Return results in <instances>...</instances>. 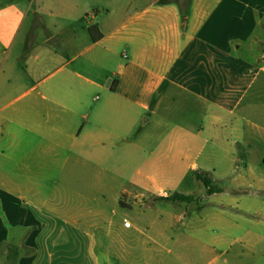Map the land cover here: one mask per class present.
<instances>
[{"label": "crops", "instance_id": "crops-1", "mask_svg": "<svg viewBox=\"0 0 264 264\" xmlns=\"http://www.w3.org/2000/svg\"><path fill=\"white\" fill-rule=\"evenodd\" d=\"M194 171L222 192L156 208ZM123 199L149 217L126 228ZM10 244L12 264H215L225 244L264 264V0H0Z\"/></svg>", "mask_w": 264, "mask_h": 264}, {"label": "rangeland", "instance_id": "rangeland-1", "mask_svg": "<svg viewBox=\"0 0 264 264\" xmlns=\"http://www.w3.org/2000/svg\"><path fill=\"white\" fill-rule=\"evenodd\" d=\"M200 173H202V174H204V175H207L210 179H211V182H212V185H213V187H223L224 185H223V183L221 182V181H214V178H213V175H211V174H206V173H204V172H200ZM198 181L195 179V177H194V174H193V177L192 176H190V177H188V180H186V181H184V182H182V184H181V186H180V188H179V190L178 191H180V193H183V194H191V193H195V194H198L199 193V191L201 190V189H204V185L203 184H198L197 183ZM227 183V182H226ZM126 186H127V188L129 189V190H131V188L129 187V185L128 184H126ZM126 196H130V191L126 194ZM199 199L201 198V197H198ZM152 201L153 202H157V201H161L160 200V198H152ZM122 206L121 207H117V209H118V214H117V216H116V220H118V221H121V222H124L125 223V221L126 220H123L124 219V217L126 216V215H128L129 216V219L132 221V222H135V223H137V224H141L142 222H144L143 220H145V218L146 217H149V216H147V215H144L143 216V213L141 214V213H137L138 211H140L141 210V207L140 206H137V207H135L134 208V212H129L128 210H126V208H127V200L126 199H123L122 200ZM163 202H165V203H160L158 206H156V208L158 207H160V208H173V206L175 205L174 203H171V202H166V201H164L163 200ZM130 203H132V202H130ZM145 209V208H144ZM147 209V208H146ZM187 209V205L186 204H184V203H176V207H175V211L177 212V213H182V212H185V210ZM156 211H157V209H155ZM156 211H155V213H156ZM139 214H141V215H139ZM139 215V216H138ZM156 215V214H155ZM197 216H199V215H197ZM197 216H192L193 218H194V223H195V225H198L199 224V222H198V219H197ZM202 216H205V215H202ZM214 228H213V233H214V236H217L219 233H220V231H219V229L218 228H216V226L214 225L213 226ZM214 247V250H213V257L214 258H217V257H219L218 258V260H217V262L215 263V264H223L224 262H225V260L228 258V256L226 255V254H224L223 252L224 251H226V249H229V250H227V251H229V256H232V255H234V254H236L237 252H238V245H235V246H232L231 248H230V246L229 245H227V244H225V245H219V246H217V245H214L213 246ZM14 248H15V246H13V245H8V246H6L1 252H0V259H2L1 261H0V264H12V263H8V261H6L5 260V257H6V255H7V251H9L10 250V254L9 255H12V257H14L15 258V250H14ZM12 251V252H11ZM13 258V259H14ZM207 263V262H206ZM205 263V264H206ZM231 263L232 264H237V261H235V262H232L231 261ZM14 264V263H13Z\"/></svg>", "mask_w": 264, "mask_h": 264}, {"label": "trees", "instance_id": "trees-1", "mask_svg": "<svg viewBox=\"0 0 264 264\" xmlns=\"http://www.w3.org/2000/svg\"><path fill=\"white\" fill-rule=\"evenodd\" d=\"M88 31H89V34H90V36L94 42H98L103 38V34L101 33V31L97 25L91 26ZM193 174H194V177L197 181L202 182L205 185V187L207 188V194L209 196L222 192L221 189L213 187L211 179L207 175H204V174L200 173L199 171H194ZM160 199L164 200L166 202H171V203H187V204H191V203L199 201V198H197L193 195H184V194H180V193H174V194L170 195L169 197L160 198ZM14 254L16 256L19 255L17 251H15Z\"/></svg>", "mask_w": 264, "mask_h": 264}, {"label": "built area", "instance_id": "built-area-1", "mask_svg": "<svg viewBox=\"0 0 264 264\" xmlns=\"http://www.w3.org/2000/svg\"><path fill=\"white\" fill-rule=\"evenodd\" d=\"M124 226L126 228H130L131 227V223L128 220H126L125 223H124Z\"/></svg>", "mask_w": 264, "mask_h": 264}]
</instances>
